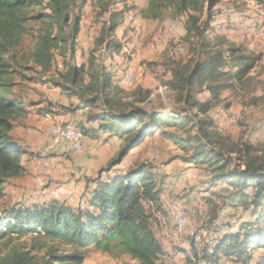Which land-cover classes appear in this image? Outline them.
<instances>
[{
	"label": "trees",
	"instance_id": "obj_1",
	"mask_svg": "<svg viewBox=\"0 0 264 264\" xmlns=\"http://www.w3.org/2000/svg\"><path fill=\"white\" fill-rule=\"evenodd\" d=\"M252 1L264 7V0ZM87 2L0 0V196L8 180L26 172L21 162L24 151L10 134L15 120L28 111L22 99L12 94L17 78L47 83L76 96L80 106L61 105L69 112L97 108L101 103L86 117L98 124L97 129L83 125L78 129L89 137L102 130L122 139L119 152L107 167L87 179L84 205L74 208L54 200L10 206L0 214V243L8 248L0 254V264H79L82 259L78 252L57 253L54 248L37 257L18 241L28 235L61 239L78 248L94 245L108 250L115 246L137 264H161L164 250L152 224L158 222L162 210L161 188L152 166L136 161L123 172L112 169L158 126L163 127L157 130L159 134L182 149L185 161L204 165L212 184H227L204 197L207 204L217 207L219 199L254 210L264 207V144L234 139L223 133L209 115L221 102L224 91L248 85L253 79L251 71L263 56L224 36L209 37L214 8L222 0H147L140 12L151 20H160L167 12L172 17L185 16L181 41L186 54L170 62V78L165 82L181 106L176 113L144 108L141 104L150 97L151 90L137 85L126 92L113 84L111 73L100 61L106 54L123 52V42L114 37L124 19V10L111 7L116 0H91L98 10L97 17L104 19L86 63L77 64L76 43L82 8ZM27 37L31 38L28 44ZM56 57L61 59V69L50 73ZM27 71L35 75L27 76ZM197 87L208 91V100L196 98L193 90ZM38 111L52 112V108L41 107ZM147 205L156 210L150 213ZM216 218L217 213L211 223ZM254 249L263 250L257 264H264V213L239 230L222 234L210 248L191 243L190 249L180 247L177 251L184 254V264H223L222 258L247 264Z\"/></svg>",
	"mask_w": 264,
	"mask_h": 264
},
{
	"label": "rangeland",
	"instance_id": "obj_2",
	"mask_svg": "<svg viewBox=\"0 0 264 264\" xmlns=\"http://www.w3.org/2000/svg\"><path fill=\"white\" fill-rule=\"evenodd\" d=\"M244 3L242 5L233 0H223L217 5L213 11L208 35L211 39L215 38L214 32H211L214 29L228 40L245 45L247 49L262 52L263 56L251 71L253 79L248 81V85L243 87L244 89L224 91L221 102L212 107L209 115L223 133L233 136L236 140L258 145L264 144V10L255 1ZM146 4L147 0H116L111 6L116 10H124L123 22L114 32V37L123 42L124 53L106 54L100 61L106 72L111 73L113 84L125 89L126 92L137 85L151 90L150 97L141 104L144 108L176 113L181 106L175 102L173 92L165 82L170 78V62L186 54V48L185 46L182 48L181 41L185 31V16L172 17L167 12L160 20L145 19L140 12ZM97 11L91 0L82 8L80 32L76 43L78 64L86 63L88 52L93 47V41L104 19L101 16L97 17ZM248 15L253 18L249 27L245 30L241 27L234 28L236 17ZM30 39L27 37L26 44ZM55 68L61 69L59 57L55 58L50 73H55L53 71ZM26 75L33 77L35 73L27 71ZM11 91L20 97L25 108L29 109L15 120L13 133L21 135L24 142L31 144L32 148L29 146L31 148L29 150L32 154L25 162L28 169L24 176L6 182L0 196V214L10 206H27L54 200L74 208L84 205L82 196L87 179L96 176L100 169L107 167L108 161L119 152L122 139L113 135L99 137L96 142L99 143V148H103V154L100 153L91 161H87L85 145L81 153L69 150L56 153L52 149L45 152L46 155H42L46 146L38 143L48 134L46 132L43 134L45 130L40 123L43 114L39 113L38 107L53 108L56 110L53 113L58 115L68 114L67 108L61 105L66 107L70 105L66 101L73 96L59 88L50 87L47 83L22 81L18 78ZM193 93L201 102L210 97L208 91L201 87H197ZM100 105L101 103L98 108ZM162 128L159 126L153 128L154 134L147 137L146 142L144 140L142 144L132 148L112 169L123 172L136 161L152 166L154 176L162 184V187L160 186L162 210L158 214V222L152 220L153 230L164 250L159 262L184 264L185 256L177 251L178 248L188 250L191 243L201 248L204 246L210 248L222 234L235 232L241 225L255 221L257 214L264 213V207H257L254 210L251 206L244 207L239 202L231 203L219 199L216 200L218 209L207 204L204 197H209L211 191L220 190L227 184L225 182L212 184L204 165L185 161L182 149L157 132ZM167 129L177 131L173 127ZM35 130L38 131L37 138L32 135L35 134ZM43 160L47 162L46 165L43 164ZM41 178L43 186L39 184ZM147 208L150 213L156 210L149 208L148 205ZM169 208L184 213L185 229L175 226L171 213L168 212ZM215 213L217 218L211 223L210 219ZM18 241L24 243L37 257H42L50 248H54L57 253H80L82 259L79 264H137L115 246L108 250L94 245L78 248L61 239H48L37 235L21 237ZM11 243L13 246L14 242ZM7 249L4 242H1L0 254ZM262 253L263 250L254 249L253 257L247 264H257ZM222 259L223 264H239Z\"/></svg>",
	"mask_w": 264,
	"mask_h": 264
},
{
	"label": "crops",
	"instance_id": "obj_3",
	"mask_svg": "<svg viewBox=\"0 0 264 264\" xmlns=\"http://www.w3.org/2000/svg\"><path fill=\"white\" fill-rule=\"evenodd\" d=\"M233 1H236L237 4H242L243 5V4H245L244 2H248V1H252V0H233ZM259 6H261L260 8H262L264 10V7L262 5L259 4ZM235 20H237V22L233 25L234 28L241 27L242 29L245 30L246 27H249L250 26L253 18L248 15L247 17H245V16H243V17L240 16L238 18L236 17ZM211 32H214V35L215 36H224V35H221L222 33L220 34V33L216 32L214 29H212ZM224 37H226V36H224ZM237 44H239V43H237ZM255 52H257V51H255ZM258 52H260V51H258ZM116 54H119V53H116ZM50 87H53V86H50ZM53 88H57V87H53ZM71 96H73V98H67V101L66 102H69V104L79 105L80 106L79 99L76 96H74V95H71ZM57 102H61V101L60 100L59 101L57 100ZM98 106H99V104H98ZM38 108H41V107H38ZM96 109H99V108L98 107L97 108L82 107V108L76 109L74 112H68V114H64V115L63 114H59L58 115V114H54L53 113V112H56V110L52 108V112L41 113L43 115H41V117H40V123H41L42 127H44L43 129L45 130L43 132V134L45 135L47 133L46 131H48V129L50 127H52L54 125H59V124L67 125L69 127L76 128V129H78V126L79 125H83V126L90 127L92 129L96 130L98 124L96 122H90V121H87L86 120L87 115L90 114V113H92V112H94ZM52 123H54V124H52ZM13 128H12L10 134L17 141L18 145L24 151V153L22 154V157H21V162H22V165L27 170L28 167L26 166V163L25 162L31 158L30 156H31L32 153H31V151L29 149H31L32 146H31L30 143L24 142V139H22V136L21 135L14 134L13 133ZM38 129H40V128H38ZM34 132H35V134L32 133V135H33V137L37 138L38 137V135H37L38 131L35 130ZM83 135H84L83 140H84L85 151H86V154L85 155L87 157V161H91L92 159H94L95 157H97V155H99L100 153H101V155L103 154V148H99V145H98L99 143L96 142V140H99V137L106 136V135H113V136H115L114 134H112V133H110L108 131H102V130H99V131L97 130L96 131V136H94V137H89V136H86L85 134H83ZM42 137H43V135H42ZM48 138H49L48 136L45 137L44 140L42 138V140H39V143L38 144L40 145L42 143V145L46 146L47 143H48V140H49ZM146 140H145V142H146ZM29 146L31 148H29ZM52 149H53L52 151H54L56 153L62 152L63 150L72 151V148H71V145H70L69 142H60V143L56 144ZM116 170H118V169H116ZM125 170H123V171H125ZM160 186L162 187V184L161 183H160ZM83 192H84V190H83ZM161 193H162V188H161ZM83 198L85 199V192L83 193L82 199Z\"/></svg>",
	"mask_w": 264,
	"mask_h": 264
},
{
	"label": "built area",
	"instance_id": "obj_4",
	"mask_svg": "<svg viewBox=\"0 0 264 264\" xmlns=\"http://www.w3.org/2000/svg\"><path fill=\"white\" fill-rule=\"evenodd\" d=\"M49 140L45 147V151L42 152V155H46L45 152H49L52 148L60 143V142H69L74 153H81L84 148V140L82 138H75V134L70 132L69 126L63 125L61 131L57 134H50V131H46ZM43 164H47L45 160H43ZM40 186H43V179H40ZM171 219L174 221L175 226L184 225V219L179 215V211L173 208L171 211Z\"/></svg>",
	"mask_w": 264,
	"mask_h": 264
},
{
	"label": "bare ground",
	"instance_id": "obj_5",
	"mask_svg": "<svg viewBox=\"0 0 264 264\" xmlns=\"http://www.w3.org/2000/svg\"><path fill=\"white\" fill-rule=\"evenodd\" d=\"M126 77L128 78V75H126ZM61 128H62V125H54V126L50 127L48 129V131H50V134H57L58 132L61 131ZM69 129H70V132L71 133H74L75 134V138H82V139L84 138L83 135H82V132L79 129H75V128H72V127H69ZM168 210H169L168 212L171 213V211H173V208H169ZM179 215L183 217V219H184V225H180V226H178V228L179 229H185V227H186V216L181 211H179Z\"/></svg>",
	"mask_w": 264,
	"mask_h": 264
}]
</instances>
